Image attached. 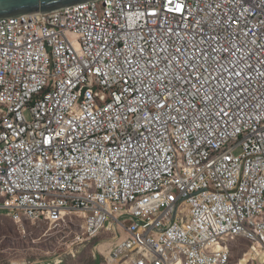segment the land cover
<instances>
[{
	"label": "built area",
	"instance_id": "1",
	"mask_svg": "<svg viewBox=\"0 0 264 264\" xmlns=\"http://www.w3.org/2000/svg\"><path fill=\"white\" fill-rule=\"evenodd\" d=\"M0 201L80 244L120 227L112 264L264 259V0L0 18Z\"/></svg>",
	"mask_w": 264,
	"mask_h": 264
},
{
	"label": "rangeland",
	"instance_id": "2",
	"mask_svg": "<svg viewBox=\"0 0 264 264\" xmlns=\"http://www.w3.org/2000/svg\"><path fill=\"white\" fill-rule=\"evenodd\" d=\"M2 204L0 201V206ZM69 227L63 231L52 226L14 225L8 218L0 216V264H112L110 256L114 249L109 250L107 259L98 251L104 244L103 239L109 240L114 235L107 230L110 225L101 237L83 244L77 243L79 225ZM119 237L125 239V234L120 231ZM105 243L113 245L110 240ZM254 249L244 240L232 241L233 263L259 264L253 261L257 257Z\"/></svg>",
	"mask_w": 264,
	"mask_h": 264
},
{
	"label": "water",
	"instance_id": "3",
	"mask_svg": "<svg viewBox=\"0 0 264 264\" xmlns=\"http://www.w3.org/2000/svg\"><path fill=\"white\" fill-rule=\"evenodd\" d=\"M91 0H0V18L47 14Z\"/></svg>",
	"mask_w": 264,
	"mask_h": 264
},
{
	"label": "bare ground",
	"instance_id": "4",
	"mask_svg": "<svg viewBox=\"0 0 264 264\" xmlns=\"http://www.w3.org/2000/svg\"><path fill=\"white\" fill-rule=\"evenodd\" d=\"M112 226V225H111ZM109 229V231L108 232H112L114 235L113 236H116L117 235V230H121V228L119 227H116V226H113L112 227V229L109 227L108 228ZM126 237V236H125ZM112 238V237H111ZM110 238V239H111ZM109 239V240H110ZM104 240V242H106V241H109V240H106V239H103ZM114 240L115 241H117L116 240V238H114ZM255 249H254V251L257 253V257H256V259L255 260H253V261H257L259 264H263V262H264V259H263V257H262V255H261V253H260V251L258 250V248H256V247H254ZM252 250V249H251ZM101 252V251H100ZM246 257H248V256H246ZM181 264V263H180ZM241 264H246V261H241Z\"/></svg>",
	"mask_w": 264,
	"mask_h": 264
},
{
	"label": "crops",
	"instance_id": "5",
	"mask_svg": "<svg viewBox=\"0 0 264 264\" xmlns=\"http://www.w3.org/2000/svg\"><path fill=\"white\" fill-rule=\"evenodd\" d=\"M110 228L112 229V226H110ZM109 230V229H108ZM107 233V232H106ZM109 233H112V232H109ZM119 235H120V233L119 232H117V235L116 236H113L111 239H110V243L112 242V244L113 245H111V246H108L106 249H103V250H101V252L99 251V247H98V251L101 253V254H104L105 255V259L108 257V252H109V250H110V252L115 248V246L118 244V242L117 241H115L114 240V238H116V240H120V241H122V240H124V238L123 239H120V237H119ZM101 237V236H100ZM104 244H108V243H105V242H103Z\"/></svg>",
	"mask_w": 264,
	"mask_h": 264
},
{
	"label": "trees",
	"instance_id": "6",
	"mask_svg": "<svg viewBox=\"0 0 264 264\" xmlns=\"http://www.w3.org/2000/svg\"><path fill=\"white\" fill-rule=\"evenodd\" d=\"M0 216H4V217L8 218V219L11 221V223H13L14 225H17V224H15V222H14L11 218H9L6 214H1ZM24 224H30V223L25 222Z\"/></svg>",
	"mask_w": 264,
	"mask_h": 264
},
{
	"label": "flooded vegetation",
	"instance_id": "7",
	"mask_svg": "<svg viewBox=\"0 0 264 264\" xmlns=\"http://www.w3.org/2000/svg\"><path fill=\"white\" fill-rule=\"evenodd\" d=\"M106 245L107 244H103V245L99 246V251L106 249L109 246V244L107 246Z\"/></svg>",
	"mask_w": 264,
	"mask_h": 264
},
{
	"label": "clouds",
	"instance_id": "8",
	"mask_svg": "<svg viewBox=\"0 0 264 264\" xmlns=\"http://www.w3.org/2000/svg\"><path fill=\"white\" fill-rule=\"evenodd\" d=\"M1 215V214H0Z\"/></svg>",
	"mask_w": 264,
	"mask_h": 264
}]
</instances>
